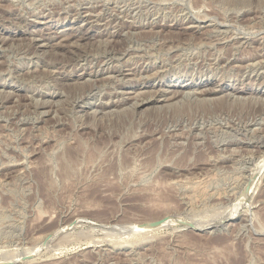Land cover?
I'll list each match as a JSON object with an SVG mask.
<instances>
[{
	"label": "rangeland",
	"instance_id": "1",
	"mask_svg": "<svg viewBox=\"0 0 264 264\" xmlns=\"http://www.w3.org/2000/svg\"><path fill=\"white\" fill-rule=\"evenodd\" d=\"M263 20L264 0H0V264H264Z\"/></svg>",
	"mask_w": 264,
	"mask_h": 264
},
{
	"label": "bare ground",
	"instance_id": "2",
	"mask_svg": "<svg viewBox=\"0 0 264 264\" xmlns=\"http://www.w3.org/2000/svg\"><path fill=\"white\" fill-rule=\"evenodd\" d=\"M156 2L158 1V0H155ZM237 1H239V0H237ZM251 1V0H250ZM257 1V0H256ZM163 2V1H162ZM222 2V1H221ZM236 2V1H235ZM223 3V2H222ZM232 3V2H231ZM225 4V3H224ZM235 4V3H234ZM245 4V3H244ZM258 4V3H257ZM262 4V3H261ZM202 5V4H201ZM251 5V4H250ZM236 6V5H235ZM240 6V5H239ZM238 6V7H239ZM202 7V6H201ZM227 7V6H226ZM261 7V6H260ZM231 8V7H230ZM256 8V7H255ZM199 9V8H198ZM222 9V8H221ZM239 9V8H238ZM97 10V9H96ZM150 10V9H149ZM205 10H206V7H205ZM227 10V9H226ZM245 10V9H244ZM148 11V10H147ZM184 11V10H183ZM219 11V10H218ZM201 12V11H200ZM234 12V11H233ZM242 12V11H241ZM261 12V11H260ZM133 13V12H132ZM195 13H197V11L195 12ZM235 13V12H234ZM202 14V13H201ZM262 14V13H261ZM260 14V15H261ZM92 15V14H91ZM130 15V14H129ZM194 15V14H193ZM206 15V14H205ZM97 16V15H96ZM199 16V15H198ZM204 16V15H203ZM128 17V16H127ZM194 17H195V15H194ZM201 17V16H200ZM205 17V16H204ZM224 18V17H223ZM240 18V17H239ZM250 19V18H249ZM258 19V18H257ZM256 19V20H257ZM125 20V19H124ZM197 20V19H196ZM212 20V19H211ZM255 21V20H254ZM261 21V20H260ZM264 21V20H263ZM39 22V21H38ZM210 24V23H209ZM195 25V24H194ZM222 25V24H221ZM145 26V25H144ZM200 26V25H199ZM236 26V25H235ZM191 27V26H190ZM196 28L197 26H193V27H191V28H189V29H193V28ZM99 28V27H98ZM243 28V27H242ZM142 30V29H141ZM151 30V29H150ZM215 30V29H214ZM234 30V29H233ZM25 31V30H24ZM133 32V31H132ZM208 32V31H207ZM221 32V31H220ZM243 32V31H242ZM241 32V33H242ZM180 33V32H179ZM212 33V32H211ZM246 35V34H245ZM102 36V35H101ZM107 36V35H106ZM217 36V35H216ZM234 36H235V34H234ZM239 36V35H238ZM219 37V36H218ZM245 37V36H244ZM41 38V37H40ZM51 38V37H50ZM105 38V37H104ZM191 38H192V36H191ZM223 38V37H222ZM31 39V38H30ZM35 39H37V38H35ZM169 39V38H168ZM59 40V39H58ZM109 40V39H108ZM175 40H177V39H175ZM200 40V39H199ZM224 40V39H223ZM115 41V40H114ZM117 41V40H116ZM158 41V40H157ZM177 42V41H176ZM212 42V41H211ZM214 42V41H213ZM43 43H45V42H43ZM81 43V42H80ZM96 43V42H95ZM194 43V42H193ZM62 44V43H61ZM195 44V43H194ZM197 44V43H196ZM46 45V44H45ZM181 45V44H180ZM201 45V44H200ZM183 46V45H182ZM153 47V46H152ZM191 47V46H190ZM66 48V47H65ZM166 48V47H165ZM258 48V47H257ZM68 49H69V47H68ZM169 50H171V49H169ZM207 50V49H206ZM110 51V50H109ZM136 51V50H135ZM225 51V50H224ZM34 52V51H33ZM126 52V51H125ZM42 54V53H41ZM129 54V53H128ZM148 54V53H147ZM202 54V53H201ZM62 55V54H61ZM148 56V55H147ZM197 58V57H196ZM82 59V58H81ZM199 59V58H198ZM201 59V58H200ZM124 60V59H123ZM215 60V59H214ZM115 61V60H114ZM128 61V60H127ZM193 61V60H192ZM259 60H257V62H258ZM120 62V61H119ZM152 62V61H151ZM78 63V62H77ZM209 63V62H208ZM253 63H255V62H253ZM170 64V63H169ZM262 65V64H261ZM83 67V66H82ZM103 67V66H102ZM247 67V66H246ZM164 68V67H163ZM177 68V67H176ZM117 69V68H116ZM160 70V69H159ZM225 70V69H224ZM113 71V70H112ZM153 71V70H152ZM135 74V73H134ZM253 74V73H252ZM153 75V74H152ZM231 76V75H230ZM109 78V77H108ZM241 78V77H240ZM86 79V78H85ZM115 79V78H114ZM118 79V78H117ZM134 79V78H133ZM137 80V79H136ZM93 82H94V80H93ZM92 83V82H91ZM199 83H201V82H199ZM198 83V84H199ZM191 83H186V84H184V85H182V86H175L174 87V89L173 90H170V91H167L166 92V90H162V89H158V90H156L155 91V94H152V95H150V96H148V97H144V98H141V99H134L135 100V102L133 103L132 102V105H133V108L134 107H136V108H139V107H143L144 105H146V104H148V103H155V102H161V101H174V99H176L186 88H188V86L187 85H190ZM206 84V83H205ZM205 84H203V83H201V85L202 86H204ZM201 85H199V87H201ZM191 86V85H190ZM131 87V86H130ZM135 87H137V86H133L132 88H135ZM139 87V86H138ZM137 87V88H138ZM210 87V86H209ZM217 87H219V88H216V86H215V88H213V87H211V88H209V89H203V90H201V91H199L198 93H200L201 95H204V96H206V95H212V94H214V93H219V92H222V91H224L227 87H225L223 84L222 85H220V86H217ZM163 88V87H162ZM130 89V88H129ZM164 89V88H163ZM191 89V88H190ZM9 90V89H8ZM168 90V89H167ZM1 91V90H0ZM10 91V90H9ZM186 91V90H185ZM189 91H191V90H189ZM93 92V91H92ZM137 93H139V92H137ZM142 93V92H141ZM140 93V94H141ZM143 93H144V91H143ZM166 94V95H168L169 97H166L165 96V98L164 99H161L160 98V96H162L163 94ZM232 93H234V94H237L238 96L239 95H242V94H249V93H251V91H250V89L249 88H247V87H245V86H242V87H234L233 88V90H232ZM253 93H255V91L253 92ZM13 94H15V93H13ZM32 94V93H31ZM39 94V93H38ZM86 94V93H85ZM88 94V93H87ZM115 94V93H114ZM131 94V93H130ZM189 94V93H188ZM196 94V93H195ZM229 94H231V93H229ZM234 94H232V95H234ZM255 94H257V95H259V96H264V90L263 89H261L260 91H258V93L256 92ZM5 95V94H4ZM125 96V95H124ZM189 96V95H188ZM188 96H184V97H186L185 99H187L188 98ZM214 96V95H213ZM222 96H223V94H222ZM230 96V95H229ZM11 97V96H10ZM137 97V96H136ZM136 97H134V98H136ZM191 97V96H190ZM194 97H195V95H194ZM207 97V96H206ZM218 97V96H217ZM236 97V96H235ZM246 97V96H245ZM254 97V96H253ZM79 98V97H78ZM128 98H130V97H128ZM210 98V97H209ZM208 98V99H209ZM238 98V97H237ZM242 98V97H241ZM244 98V97H243ZM29 99V98H28ZM183 99V98H182ZM202 99V98H201ZM205 99V98H204ZM246 99V98H245ZM251 99V98H250ZM37 100H39L38 98H37ZM125 100V99H124ZM178 100V99H177ZM184 100V99H183ZM231 100V99H230ZM252 100H253V98H252ZM7 101V100H6ZM57 101V100H56ZM176 101V100H175ZM244 101V100H243ZM246 101V100H245ZM259 101V100H258ZM254 102H256V101H254ZM261 102H262V100H261ZM264 102V101H263ZM35 103H36V101H35ZM45 103V102H44ZM58 103V102H57ZM108 103V102H107ZM220 103V102H219ZM219 103H217V104H219ZM32 104V103H31ZM117 104H121V102L119 101V102H117L116 103V105ZM243 104V103H242ZM108 106L109 105H111V104H107ZM107 105H105V103L103 104V105H100L99 107L100 108H103V107H105V106H107ZM130 105V104H129ZM162 105V104H161ZM166 105V104H165ZM240 105V104H239ZM246 105V104H245ZM249 105V104H248ZM131 106V105H130ZM159 106V105H158ZM163 106V105H162ZM243 106V105H242ZM129 107V106H128ZM264 107V106H263ZM92 108V107H91ZM113 108V107H112ZM122 108H123V106H122ZM135 108V109H136ZM159 108V107H158ZM48 109V108H47ZM46 109V110H47ZM130 109V108H129ZM147 109H148V107H147ZM45 110V111H46ZM93 110V109H92ZM92 110H91V112H92ZM96 110V109H95ZM98 110V109H97ZM163 110V109H162ZM43 111V110H42ZM94 111V110H93ZM108 111H110V110H108ZM124 111V110H123ZM127 111V110H126ZM95 112V111H94ZM98 112V111H97ZM101 112V111H100ZM103 112V111H102ZM106 112V111H105ZM113 112H115V111H113ZM121 112V111H120ZM50 113V112H49ZM93 113V112H92ZM91 113V114H92ZM44 114V113H43ZM94 117V116H93ZM247 122V121H246ZM238 123V122H237ZM252 124V123H251ZM243 125V124H242ZM245 125V124H244ZM229 126V125H228ZM231 126V125H230ZM219 127V126H218ZM175 128V127H174ZM198 128V127H197ZM200 128V127H199ZM247 128V127H246ZM253 128H254V126H253ZM235 129V128H234ZM240 130V129H239ZM234 132V131H233ZM227 133V132H226ZM248 135V134H247ZM251 136V135H250ZM261 136V135H260ZM230 137V136H229ZM252 138V137H251ZM253 139V138H252ZM255 139V138H254ZM258 139V138H257ZM259 140H261V139H259ZM232 147V146H231ZM239 150V149H238ZM237 152V151H236ZM262 153V152H261ZM247 154V153H246ZM241 157V156H240ZM257 157V156H256ZM238 158V157H237ZM258 158V157H257ZM260 158V157H259ZM237 160V159H236ZM264 160H262L261 162H263ZM214 163V162H213ZM260 164V163H259ZM264 164V163H263ZM263 164H261V166L263 165ZM233 166V165H232ZM263 167V166H262ZM253 170V169H252ZM255 172V171H254ZM248 178V177H247ZM251 180H253V179H251ZM253 182V181H252ZM251 182V183H252ZM250 184V183H249ZM248 184V185H249ZM253 184V183H252ZM252 184H251V186H249L250 188L252 187ZM250 188H248V186H247V189H250ZM247 189H245V190H247ZM249 191V190H248ZM243 192V191H242ZM246 193V192H245ZM248 193V192H247ZM245 195V194H244ZM244 197V196H243ZM245 198V197H244ZM243 199V198H242ZM241 199V200H242ZM238 201V200H237ZM239 205H240V203H239ZM238 206V205H237ZM242 206V205H241ZM233 209H234V207H233ZM232 209V210H233ZM236 209V208H235ZM237 210V209H236ZM236 210H233V212L230 214V217H232L235 213H236ZM229 217V216H228ZM166 222V223H165ZM164 222V224H167L168 222L167 221H165ZM161 224H163V223H161ZM161 224L160 225H158V226H161ZM141 225V224H140ZM198 225H200V224H198ZM201 225H202V223H201ZM211 225V224H210ZM61 226V225H60ZM133 226V225H132ZM136 226H138V225H136ZM146 226V225H145ZM144 226V227H145ZM134 227V226H133ZM139 227H141V226H139ZM149 227V226H148ZM141 228H143V227H141ZM147 228V227H146ZM153 228V227H152ZM155 228V227H154ZM63 229V228H62ZM131 229H133L132 227H131ZM136 229H138V228H136ZM150 229V228H149ZM196 229H199L197 226H196ZM202 229V228H201ZM140 230V229H139ZM143 230H145V228H143ZM147 230V229H146ZM61 231V230H60ZM138 231V230H137ZM59 232V230L57 229V230H52L51 231V233H50V235L47 237V238H42L41 240H40V238H39V243H38V245L36 246V247H34V249H32V251H30L31 253L32 252H35V251H38L41 247H43L44 245H46L45 246V248L46 247H48V243L46 242V240H49V239H51V238H53L57 233ZM131 233L132 232H136L135 230L134 231H130ZM45 234V233H44ZM48 234V233H47ZM42 236V235H41ZM47 236V235H46ZM43 237H45V236H43ZM53 240V239H52ZM59 241V240H58ZM127 241H130V240H127ZM127 241H125V242H127ZM36 243V244H37ZM46 243V244H45ZM95 243V242H94ZM125 244V243H124ZM119 246H120V244H119ZM95 247V246H94ZM114 247V246H113ZM53 248V247H52ZM50 249V248H49ZM104 250V249H103ZM30 253V254H31ZM25 254V253H24ZM27 254V253H26ZM29 254V255H30ZM23 255V254H22ZM36 255V254H35ZM16 256V255H15ZM115 256V255H114ZM10 257H12V256H10ZM17 258V257H16ZM4 257H3V262H5V263H7L6 262V260L4 261ZM59 259V258H58ZM11 260V259H10ZM9 261V260H8ZM25 261V260H24ZM29 261V260H28ZM27 261V262H28ZM50 261H52V260H50ZM61 261V260H60ZM55 263V262H54ZM29 264V263H28Z\"/></svg>",
	"mask_w": 264,
	"mask_h": 264
},
{
	"label": "water",
	"instance_id": "3",
	"mask_svg": "<svg viewBox=\"0 0 264 264\" xmlns=\"http://www.w3.org/2000/svg\"><path fill=\"white\" fill-rule=\"evenodd\" d=\"M166 218H167V217H166ZM166 218H162V219H159V220L152 221V222L148 223L147 226H149V227H156V226L160 225L161 223H163V222L166 220ZM184 224H185L186 226H188V227L194 229V230H199V229H196V228L193 226V224L190 223V222H184Z\"/></svg>",
	"mask_w": 264,
	"mask_h": 264
}]
</instances>
